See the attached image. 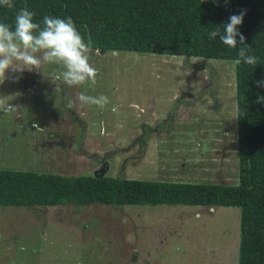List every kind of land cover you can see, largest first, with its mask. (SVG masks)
<instances>
[{
    "label": "rangeland",
    "instance_id": "374dc122",
    "mask_svg": "<svg viewBox=\"0 0 264 264\" xmlns=\"http://www.w3.org/2000/svg\"><path fill=\"white\" fill-rule=\"evenodd\" d=\"M95 84L58 85L56 65L11 73L0 99V168L236 184L235 62L97 52ZM47 79L42 82V79ZM110 103L66 107L65 97ZM238 207H0V264H237Z\"/></svg>",
    "mask_w": 264,
    "mask_h": 264
},
{
    "label": "trees",
    "instance_id": "16d2710c",
    "mask_svg": "<svg viewBox=\"0 0 264 264\" xmlns=\"http://www.w3.org/2000/svg\"><path fill=\"white\" fill-rule=\"evenodd\" d=\"M0 6V22L14 24L21 8L43 17H71L97 52L131 51L195 56L235 62L236 184L163 181L92 175H64L0 168L1 206H123L189 205L238 207L237 264H264V0H13ZM246 10L238 30L255 67L237 64L238 48H228L208 32ZM239 38L237 37V40ZM237 47H240L237 44ZM47 80V79H46ZM44 78L42 82L46 81Z\"/></svg>",
    "mask_w": 264,
    "mask_h": 264
},
{
    "label": "clouds",
    "instance_id": "9594fccd",
    "mask_svg": "<svg viewBox=\"0 0 264 264\" xmlns=\"http://www.w3.org/2000/svg\"><path fill=\"white\" fill-rule=\"evenodd\" d=\"M0 6L7 9L14 7L13 0H0ZM246 10L229 17V21L216 26L208 32L210 40L219 41L228 48H238L237 64L243 62L255 67L258 58L250 54L252 49L245 43V37L238 30L242 24ZM34 11L21 8L15 15L14 24L0 22V84L6 79L18 80L19 76L9 77L8 73H23L24 71H41L42 66L56 65L62 69L55 79L58 85L79 87L95 84L97 69L90 63L93 54V41L89 35L87 40L77 30L72 18L43 17V27L33 22ZM237 37L239 38L237 40ZM237 44L240 47H237ZM264 87V80L255 82ZM69 109L95 105L104 109L110 100L106 95L97 97L79 93L75 99L65 97ZM264 102V96H258L256 103ZM18 106L0 99V113H16ZM19 207V206H17ZM211 208V207H210Z\"/></svg>",
    "mask_w": 264,
    "mask_h": 264
}]
</instances>
